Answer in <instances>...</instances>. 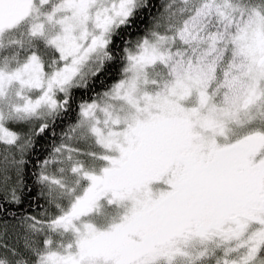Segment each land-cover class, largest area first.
<instances>
[{
  "label": "snow or ice",
  "instance_id": "6c2138e0",
  "mask_svg": "<svg viewBox=\"0 0 264 264\" xmlns=\"http://www.w3.org/2000/svg\"><path fill=\"white\" fill-rule=\"evenodd\" d=\"M0 264H264V0H0Z\"/></svg>",
  "mask_w": 264,
  "mask_h": 264
},
{
  "label": "trees",
  "instance_id": "16d2710c",
  "mask_svg": "<svg viewBox=\"0 0 264 264\" xmlns=\"http://www.w3.org/2000/svg\"><path fill=\"white\" fill-rule=\"evenodd\" d=\"M147 25H148V20H147V18H145V19L142 21V23H141V27H145V26H147ZM132 35L135 37V36L137 35V33H136V32H133ZM115 79H117V76H116L115 74H113V75L107 77V79H106V83L110 84V83H112ZM96 87H97V90H99L100 85H97ZM77 95L79 96L80 94L78 93ZM73 107H75V105H74ZM74 116H75V113H73V118H74ZM10 127H12V126H10ZM14 130L19 131L20 129H19V128H14ZM37 144H38V147H37V149H36V151H35V155H33V156L30 157V159H31L33 162H35V161L38 160V159H43V157L46 155V151H45V149H42V148L39 147V145H41V144H45V148H46L47 145H46L45 141H44V140H38V141H37ZM34 170H35V163H32V164H30V165L28 166V173H29V175H28V177H27V180H28L29 186H31L32 181H33V179H34V177L31 175V173H32ZM26 196H27V194H26Z\"/></svg>",
  "mask_w": 264,
  "mask_h": 264
}]
</instances>
